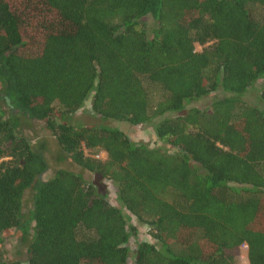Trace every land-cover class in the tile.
Masks as SVG:
<instances>
[{"label": "trees", "instance_id": "trees-1", "mask_svg": "<svg viewBox=\"0 0 264 264\" xmlns=\"http://www.w3.org/2000/svg\"><path fill=\"white\" fill-rule=\"evenodd\" d=\"M255 9L264 0H0V246L14 230L25 264H234L245 245L247 264H264ZM258 81L262 108L239 99ZM218 90L228 96L177 115ZM85 102L99 121L157 119L158 145L72 125ZM33 121L59 163L111 182L118 206L69 170L40 180L46 145L20 133ZM132 219L150 242L137 241Z\"/></svg>", "mask_w": 264, "mask_h": 264}, {"label": "rangeland", "instance_id": "rangeland-1", "mask_svg": "<svg viewBox=\"0 0 264 264\" xmlns=\"http://www.w3.org/2000/svg\"><path fill=\"white\" fill-rule=\"evenodd\" d=\"M254 13H259L264 15V12L260 9H255ZM196 51H200L198 46H195ZM261 86V81L255 82L246 92L240 96V101L245 102L248 105L256 106L262 108V104L259 101V89ZM228 96L227 94L221 91H215L209 95L187 103L184 105L183 110L177 115H181L184 112L189 111L192 108H197L198 110H206L210 107L211 103L215 99L223 98ZM174 116L173 114L170 116ZM155 119L148 124L139 125V126H129L126 124L110 122V121H99L96 116H93L88 102H85L84 105L70 118L71 124L74 126H91L92 124L105 126L108 125L111 128L120 129L129 137L130 140L135 142H145L150 146L158 145L157 139L152 134V125L157 122ZM21 135L30 141L33 146H36L39 142H43L46 145V150L43 154L44 159L47 162V170L39 177L40 180L46 181L53 173L58 169H66L77 175H81L82 178L90 183L97 194L106 197L108 202L112 205L118 206L115 198V187L111 182L102 180L99 176L89 174L86 171L79 169L78 167L72 165L68 161L59 163L57 161L58 151L54 139L51 134L46 130L45 125L41 121H33L30 124L29 128L21 130ZM36 144V145H35ZM38 148V146H37ZM30 191L26 190L23 194L21 200V212L22 214H27L30 210ZM130 224L136 227L137 232H139L137 241H146L150 242V237L142 235L145 233V228L143 225L138 224L135 220H130ZM135 239L129 238V248L132 251L134 248ZM0 260L2 264H9L10 262H18L20 264H25L26 262V248L25 244L21 241L20 235L15 234L14 230H11L10 233L4 237L3 242L0 246ZM234 264H247L246 261V248L241 246L239 249V254L233 257Z\"/></svg>", "mask_w": 264, "mask_h": 264}, {"label": "built area", "instance_id": "built-area-1", "mask_svg": "<svg viewBox=\"0 0 264 264\" xmlns=\"http://www.w3.org/2000/svg\"><path fill=\"white\" fill-rule=\"evenodd\" d=\"M95 158H97V157H95ZM242 246L246 248V246H245V245H242Z\"/></svg>", "mask_w": 264, "mask_h": 264}]
</instances>
